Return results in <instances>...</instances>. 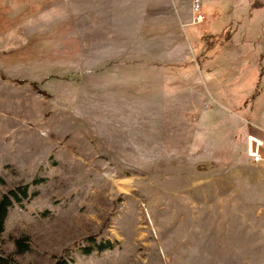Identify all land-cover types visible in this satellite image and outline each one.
<instances>
[{
  "label": "rangeland",
  "instance_id": "rangeland-1",
  "mask_svg": "<svg viewBox=\"0 0 264 264\" xmlns=\"http://www.w3.org/2000/svg\"><path fill=\"white\" fill-rule=\"evenodd\" d=\"M248 1L200 0L187 25L191 0H0V73L46 92L0 79V196L26 188L0 264H186L170 255L187 213L224 211L259 238L264 62L246 73L237 56L245 37L264 53V1ZM196 55L206 66L161 73ZM96 231L112 246L92 248Z\"/></svg>",
  "mask_w": 264,
  "mask_h": 264
},
{
  "label": "crops",
  "instance_id": "crops-1",
  "mask_svg": "<svg viewBox=\"0 0 264 264\" xmlns=\"http://www.w3.org/2000/svg\"><path fill=\"white\" fill-rule=\"evenodd\" d=\"M213 1L219 3L220 0ZM208 3L210 2L208 1ZM250 14L248 13V18ZM213 16L214 13L211 15L210 21H212ZM202 30V34H207L210 32V26ZM238 43H241V51H239L237 56L239 59L238 63H243L246 73H248V67L252 66L250 64H263L264 53H259L255 45L253 46V44L258 43V40L240 41ZM256 150V154L260 156V160L257 163L264 167V143ZM262 178L264 179V171ZM201 208L204 211V207ZM256 208L257 206L254 207V209ZM259 208L262 211L263 223L261 225V234L257 240H254L253 236H248V233L254 230V227L245 226L246 223H243L240 218H235L233 221L227 219L224 216V211L217 213V216L211 219L204 216L201 212L192 213V215L187 213L185 243L175 247L171 246L173 250L176 248L178 253L170 256H185L187 257L186 264H264V187Z\"/></svg>",
  "mask_w": 264,
  "mask_h": 264
},
{
  "label": "trees",
  "instance_id": "trees-1",
  "mask_svg": "<svg viewBox=\"0 0 264 264\" xmlns=\"http://www.w3.org/2000/svg\"><path fill=\"white\" fill-rule=\"evenodd\" d=\"M228 1L231 3L232 13L234 12L235 8H237L238 5L244 7L247 4L246 2H249L248 0H228ZM258 1L262 2L264 0H252V2H258ZM250 12H248V13H250ZM231 19H233V16ZM220 33H221V31L219 32V34L208 32L207 33V36H208L207 40L210 42L213 41L215 43L218 42L219 40L215 36L220 35ZM232 33H234V31ZM248 38L249 37H247V38L245 37V39L241 38V40H239V42L240 41H243V42L250 41V40H248ZM204 66H206V63L204 61H202L201 59H199L196 55L192 59H189V60H187L185 62H181V63H162L161 64V73L164 76L171 75V76L177 77V76L183 75L187 72L193 71L194 69H196L198 67L202 68ZM0 79L3 81L12 82L14 84H27L33 90H35L37 93L42 94V95H46V92L39 87V84L36 81L27 80V79H9L8 77L4 76L2 73H0ZM178 82L179 81L177 79L171 80L170 82H164V83H162L161 90L165 91V92H173V90H177L179 88ZM132 92L137 93L139 91H137V89H133ZM146 93H147V91L144 92V94H146ZM251 95H253V94H251ZM17 190L20 191L21 195L26 196V188L25 187H17V188L8 189L6 192L1 194V196H0V232L2 231V228H3V222H4V218L6 216L8 207H10V205L12 204V199L19 201V197H18L19 193ZM97 235H99V231L93 232V233H91L85 237L86 240L88 239V240H90V242H92V244H93L92 248H94L97 251H101L105 248H109L112 246L111 243L107 240L106 241H103V240L97 241L96 240ZM83 248H85V250H89V248H86V247H83ZM52 264H67V262L61 258H57Z\"/></svg>",
  "mask_w": 264,
  "mask_h": 264
},
{
  "label": "built area",
  "instance_id": "built-area-1",
  "mask_svg": "<svg viewBox=\"0 0 264 264\" xmlns=\"http://www.w3.org/2000/svg\"><path fill=\"white\" fill-rule=\"evenodd\" d=\"M204 18V15L201 12V2L200 0H191L190 5V17L187 21V25H193L195 23H198L202 21ZM252 160L254 162H258L260 160L259 154H255L252 157Z\"/></svg>",
  "mask_w": 264,
  "mask_h": 264
}]
</instances>
